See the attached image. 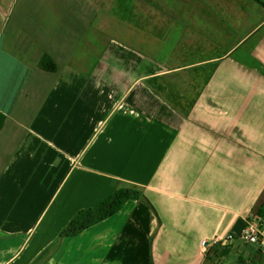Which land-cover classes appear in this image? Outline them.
I'll return each instance as SVG.
<instances>
[{"label": "crops", "instance_id": "crops-1", "mask_svg": "<svg viewBox=\"0 0 264 264\" xmlns=\"http://www.w3.org/2000/svg\"><path fill=\"white\" fill-rule=\"evenodd\" d=\"M210 1L201 38L133 1L0 0V264H264V0ZM182 42L220 55L161 56ZM123 187L144 199L60 238Z\"/></svg>", "mask_w": 264, "mask_h": 264}, {"label": "rangeland", "instance_id": "rangeland-1", "mask_svg": "<svg viewBox=\"0 0 264 264\" xmlns=\"http://www.w3.org/2000/svg\"><path fill=\"white\" fill-rule=\"evenodd\" d=\"M129 1H133V11L136 19V22L140 23L142 22V11H155L160 12L166 16L168 15H175L177 19H180L182 23H184L186 26L191 27L192 24H197V29L200 26L201 34L199 36L203 38L205 36V31L209 30L211 32V35H213L214 32L217 31V28L214 27V22H205L202 16H215L220 14L219 9H217L219 6L210 5L208 2H211L210 0H115L117 3L116 5L110 3L111 7V14L115 19H120L119 16H129L128 13V7L127 4ZM127 3V4H126ZM221 6V5H220ZM105 8L107 6H104ZM221 6L220 8H222ZM127 8V11H126ZM141 13V15H140ZM137 14V15H136ZM193 17L196 19L191 20L190 18ZM219 17V15H218ZM203 21V22H202ZM124 23V20H122ZM214 23V24H213ZM207 24V27L205 28L203 25ZM121 32L116 33V38L121 39L122 41H126V38L123 35H120ZM217 33V32H216ZM214 33V35H216ZM184 38L181 39L183 41ZM188 45V43H187ZM220 55V52L212 51V52H204V49L202 48H195L193 47H186L185 42H182V44H177V47H168L162 49L161 56L163 58L166 57V60L169 61H179L181 64H188L192 61L199 60L204 57H210V56H217ZM170 64V62L168 63ZM206 70H199V69H191L186 70L185 73L188 74H198L205 72ZM179 76V75H177Z\"/></svg>", "mask_w": 264, "mask_h": 264}, {"label": "trees", "instance_id": "trees-1", "mask_svg": "<svg viewBox=\"0 0 264 264\" xmlns=\"http://www.w3.org/2000/svg\"><path fill=\"white\" fill-rule=\"evenodd\" d=\"M40 68L44 71L56 70L52 60L44 55L40 60ZM144 199L141 192L132 188H118L95 206L78 211L68 225L61 231L60 238L74 237L86 228L103 221L118 212L130 200Z\"/></svg>", "mask_w": 264, "mask_h": 264}, {"label": "built area", "instance_id": "built-area-1", "mask_svg": "<svg viewBox=\"0 0 264 264\" xmlns=\"http://www.w3.org/2000/svg\"><path fill=\"white\" fill-rule=\"evenodd\" d=\"M262 236L261 233L259 232L257 226L253 223H250L247 225V227L244 229V231L236 238H233L229 236L227 238L228 241H230L234 246L240 245V244H257L258 242V237ZM213 243H216L213 241ZM207 244L206 241L201 242V246H205Z\"/></svg>", "mask_w": 264, "mask_h": 264}]
</instances>
